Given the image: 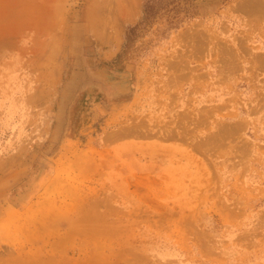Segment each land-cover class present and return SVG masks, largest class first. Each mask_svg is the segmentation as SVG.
<instances>
[{"label":"rangeland","instance_id":"rangeland-1","mask_svg":"<svg viewBox=\"0 0 264 264\" xmlns=\"http://www.w3.org/2000/svg\"><path fill=\"white\" fill-rule=\"evenodd\" d=\"M128 1L0 0V264H264V0Z\"/></svg>","mask_w":264,"mask_h":264},{"label":"trees","instance_id":"trees-1","mask_svg":"<svg viewBox=\"0 0 264 264\" xmlns=\"http://www.w3.org/2000/svg\"><path fill=\"white\" fill-rule=\"evenodd\" d=\"M157 11H155L154 9V5L152 4V2L150 0H147L145 5H144V17L143 20L141 21V23H139V25L142 24H147L148 21L154 17V15L156 14ZM139 25H135V26H131L128 28L127 30V36H126V40L129 42L132 37L135 35L136 31L139 28ZM128 42H125V47L128 45Z\"/></svg>","mask_w":264,"mask_h":264},{"label":"bare ground","instance_id":"bare-ground-1","mask_svg":"<svg viewBox=\"0 0 264 264\" xmlns=\"http://www.w3.org/2000/svg\"><path fill=\"white\" fill-rule=\"evenodd\" d=\"M131 1H132V0H131ZM131 1H128V3L131 2ZM115 6H116V5H115ZM117 12H118V11H117Z\"/></svg>","mask_w":264,"mask_h":264}]
</instances>
